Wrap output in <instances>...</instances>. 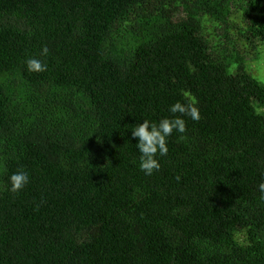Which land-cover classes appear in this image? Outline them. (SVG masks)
<instances>
[{"label": "trees", "instance_id": "1", "mask_svg": "<svg viewBox=\"0 0 264 264\" xmlns=\"http://www.w3.org/2000/svg\"><path fill=\"white\" fill-rule=\"evenodd\" d=\"M259 41L264 0H0V264H264Z\"/></svg>", "mask_w": 264, "mask_h": 264}, {"label": "rangeland", "instance_id": "2", "mask_svg": "<svg viewBox=\"0 0 264 264\" xmlns=\"http://www.w3.org/2000/svg\"><path fill=\"white\" fill-rule=\"evenodd\" d=\"M254 51L258 54L257 56L260 55V58L259 61L256 59L249 61V70L253 71L252 74L264 83V41H259L258 47Z\"/></svg>", "mask_w": 264, "mask_h": 264}]
</instances>
